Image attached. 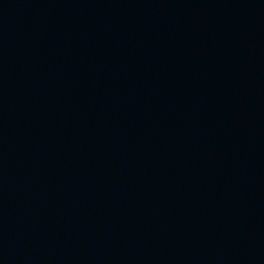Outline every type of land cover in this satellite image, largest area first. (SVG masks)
I'll return each mask as SVG.
<instances>
[{
    "label": "water",
    "instance_id": "95a60500",
    "mask_svg": "<svg viewBox=\"0 0 264 264\" xmlns=\"http://www.w3.org/2000/svg\"><path fill=\"white\" fill-rule=\"evenodd\" d=\"M0 264H264V0H0Z\"/></svg>",
    "mask_w": 264,
    "mask_h": 264
}]
</instances>
